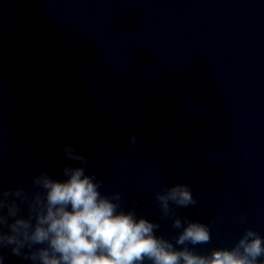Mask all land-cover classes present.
Returning <instances> with one entry per match:
<instances>
[{
    "label": "water",
    "instance_id": "obj_1",
    "mask_svg": "<svg viewBox=\"0 0 264 264\" xmlns=\"http://www.w3.org/2000/svg\"><path fill=\"white\" fill-rule=\"evenodd\" d=\"M64 145L173 243L154 194L177 184L196 253L264 237V0H0V185L64 179Z\"/></svg>",
    "mask_w": 264,
    "mask_h": 264
},
{
    "label": "clouds",
    "instance_id": "obj_2",
    "mask_svg": "<svg viewBox=\"0 0 264 264\" xmlns=\"http://www.w3.org/2000/svg\"><path fill=\"white\" fill-rule=\"evenodd\" d=\"M131 143L138 147L135 136ZM64 153L82 165H65L64 179L40 171L32 177L31 192L0 185V264H7L8 255L29 264H264V237L251 228L231 249L195 252L212 237L209 225L175 211L199 205L190 185L154 194L161 219H171L172 228L180 230L173 243L157 235L160 223L138 217L134 208L125 211L121 193L102 194L103 181L86 174V156L70 145H64Z\"/></svg>",
    "mask_w": 264,
    "mask_h": 264
}]
</instances>
